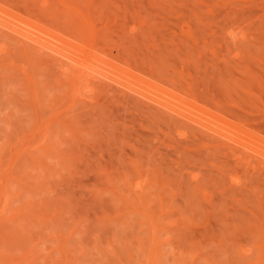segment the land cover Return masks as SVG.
Listing matches in <instances>:
<instances>
[{"label": "rangeland", "instance_id": "1", "mask_svg": "<svg viewBox=\"0 0 264 264\" xmlns=\"http://www.w3.org/2000/svg\"><path fill=\"white\" fill-rule=\"evenodd\" d=\"M0 11V264H264V0Z\"/></svg>", "mask_w": 264, "mask_h": 264}, {"label": "bare ground", "instance_id": "2", "mask_svg": "<svg viewBox=\"0 0 264 264\" xmlns=\"http://www.w3.org/2000/svg\"><path fill=\"white\" fill-rule=\"evenodd\" d=\"M1 12V11H0ZM4 13V15H5V12H3ZM7 14V13H6ZM7 16H8V14H7ZM14 18V17H13ZM1 19H3V17H1ZM10 21H11V19H12V17L10 16ZM13 20V19H12ZM17 21V20H16ZM19 23V22H18ZM10 24H11V22H10ZM13 24V23H12ZM16 24V23H15ZM29 24V23H28ZM27 24V25H28ZM29 25H31V24H29ZM2 26V25H1ZM11 26V25H10ZM14 26H16L17 27V25H14ZM14 26H12V27H10V28H12L13 29V31H15L16 30V32L18 33V31H17V29L15 28L14 29ZM5 27V26H4ZM7 28H8V26H6ZM29 27H34V29L37 31L38 30V32H40V35H39V33L38 32H36V31H34L33 30V28H29ZM9 28V29H10ZM24 28H26L27 29V27H24ZM4 29V28H3ZM11 29V30H12ZM18 29H20L19 30V33L18 34H20V31L22 32L21 33V35L23 36V37H25V38H28L29 40H31L32 41V44H33V42H34V44L36 43L38 46H42V47H45V48H47L50 52H52L55 56H57V55H60V57L62 56L63 58H66L67 60H69L71 63H77V58H78V55L76 54V53H71L72 51H69L70 53H66V52H63V50L61 49V48H59L60 47V43H59V40H50V41H52V42H54L53 44H55L56 45V43L58 44L57 46H55V45H53V44H50V42H49V40H47V42H49V43H47L46 42V40H44V42H42L43 40H42V38L41 37H43V38H45L44 37V35H45V33L46 32H44L43 30H41L39 27H36V26H28V29H27V31L29 30V29H31V31L29 30V34L28 35H26V34H24V33H26V31H25V29H22V28H20V27H18ZM7 30V29H6ZM25 32H24V31ZM32 30H33V32H32ZM0 31H2V29L0 28ZM4 32V31H3ZM35 32V33H34ZM42 32L44 33V34H42ZM90 32V31H89ZM37 33H38V35H37ZM43 35V36H42ZM89 35H91V33H89ZM46 36H48V34L46 33ZM46 38H49V37H46ZM26 40V39H25ZM42 40V41H41ZM19 41H20V39H19ZM58 41V42H57ZM62 43V42H61ZM63 44V43H62ZM59 46V47H58ZM65 46V45H64ZM32 47H34V46H32ZM68 50V49H67ZM41 52H42V49H41ZM77 56H76V55ZM59 56L58 57H56L57 59L58 58H60ZM54 58V57H53ZM55 59V58H54ZM56 59V60H57ZM62 59V58H61ZM80 59H81V57H80ZM66 60V61H67ZM68 62V61H67ZM79 62L80 61H78V64H79ZM84 64H86L87 66H88V63L87 62H83ZM82 62H80V64H83ZM74 64V65H75ZM79 64V65H80ZM102 64V63H101ZM90 65V64H89ZM73 66V65H72ZM82 66H84V65H82ZM86 66V68H88ZM90 68V67H89ZM95 68V67H94ZM93 68V69H94ZM101 69H102V67H101ZM83 73V72H82ZM84 75H85V73H84ZM78 78V77H77ZM105 78V77H104ZM79 80V79H78ZM157 103V102H156ZM165 105V104H164ZM169 106V105H168ZM167 106V107H168ZM168 108H170V107H168ZM217 129H218V127H216ZM222 128V127H221ZM224 129V128H223ZM221 130V129H220ZM213 131H216V129L214 130L213 129ZM217 132V131H216ZM226 132V131H225ZM217 133H219V132H217ZM219 134H221V133H219ZM225 134L226 133H224V135L223 136H225ZM228 134L230 135V134H232L230 131H228ZM225 136V138H228V139H230L231 141H235V139H233L232 137H230V136H232V135H230V136ZM235 142H238L239 143V141H235ZM248 143V142H247ZM245 144V143H244ZM248 144H250V143H248ZM251 145V144H250ZM250 145L248 146V145H242V146H245L246 147V149L248 150V149H252L251 147H250ZM255 146V145H254ZM244 147V148H245ZM254 149V148H253ZM255 150V149H254ZM257 152V151H256ZM260 156V155H259ZM3 188H4V186H2V188H1V191L3 190ZM4 205L6 204V202L4 201V203H3ZM3 205V206H4ZM5 207V206H4Z\"/></svg>", "mask_w": 264, "mask_h": 264}]
</instances>
